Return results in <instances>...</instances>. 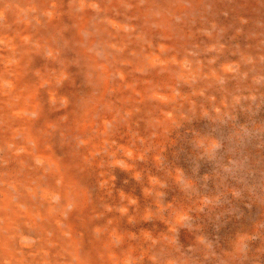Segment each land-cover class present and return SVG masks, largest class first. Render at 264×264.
<instances>
[{"label": "rangeland", "instance_id": "obj_1", "mask_svg": "<svg viewBox=\"0 0 264 264\" xmlns=\"http://www.w3.org/2000/svg\"><path fill=\"white\" fill-rule=\"evenodd\" d=\"M44 3L0 0L17 24L53 20L52 106L115 113L100 217L145 264H264V0Z\"/></svg>", "mask_w": 264, "mask_h": 264}, {"label": "bare ground", "instance_id": "obj_2", "mask_svg": "<svg viewBox=\"0 0 264 264\" xmlns=\"http://www.w3.org/2000/svg\"><path fill=\"white\" fill-rule=\"evenodd\" d=\"M8 13L0 4V17L5 14L0 43L6 48L0 60V264H145L131 250L132 241L116 229L117 212L101 218L97 202L107 196L98 173L117 144L111 136L115 127H108L116 123L115 113L100 115L88 101L76 108L52 106L58 99L54 65L46 74L48 64H41L40 55L52 40L45 31L53 20L37 17L40 25L32 29ZM93 59L91 71L109 76V69L100 73ZM94 180L100 190L92 187Z\"/></svg>", "mask_w": 264, "mask_h": 264}]
</instances>
